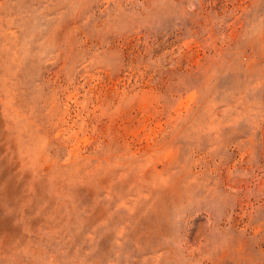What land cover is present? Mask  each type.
<instances>
[{"label": "rangeland", "instance_id": "obj_1", "mask_svg": "<svg viewBox=\"0 0 264 264\" xmlns=\"http://www.w3.org/2000/svg\"><path fill=\"white\" fill-rule=\"evenodd\" d=\"M0 264H264V0H0Z\"/></svg>", "mask_w": 264, "mask_h": 264}]
</instances>
